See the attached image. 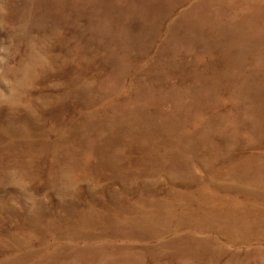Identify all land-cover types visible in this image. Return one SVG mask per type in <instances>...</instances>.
Instances as JSON below:
<instances>
[{
    "label": "rangeland",
    "instance_id": "1",
    "mask_svg": "<svg viewBox=\"0 0 264 264\" xmlns=\"http://www.w3.org/2000/svg\"><path fill=\"white\" fill-rule=\"evenodd\" d=\"M0 264H264V0H0Z\"/></svg>",
    "mask_w": 264,
    "mask_h": 264
}]
</instances>
